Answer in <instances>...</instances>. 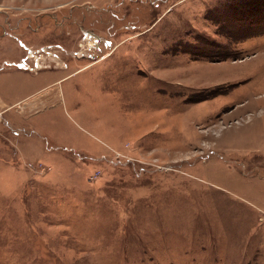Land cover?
I'll return each mask as SVG.
<instances>
[{"label": "rangeland", "instance_id": "rangeland-1", "mask_svg": "<svg viewBox=\"0 0 264 264\" xmlns=\"http://www.w3.org/2000/svg\"><path fill=\"white\" fill-rule=\"evenodd\" d=\"M0 264H264V0H0Z\"/></svg>", "mask_w": 264, "mask_h": 264}, {"label": "crops", "instance_id": "crops-1", "mask_svg": "<svg viewBox=\"0 0 264 264\" xmlns=\"http://www.w3.org/2000/svg\"><path fill=\"white\" fill-rule=\"evenodd\" d=\"M52 96H54V95H52V94H50V95H46V96H42V98L39 100V102H41V101H45V100H48L49 101V99H52ZM4 104V101L1 103V105H3ZM15 104V103H14ZM5 105V104H4ZM5 107H10V106H5ZM25 109L27 110V109H30V103H28L27 105H25Z\"/></svg>", "mask_w": 264, "mask_h": 264}]
</instances>
